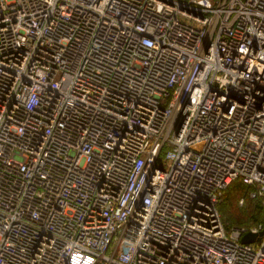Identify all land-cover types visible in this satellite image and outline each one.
<instances>
[{"label":"built area","instance_id":"1","mask_svg":"<svg viewBox=\"0 0 264 264\" xmlns=\"http://www.w3.org/2000/svg\"><path fill=\"white\" fill-rule=\"evenodd\" d=\"M237 179L264 205V0H0V264H264Z\"/></svg>","mask_w":264,"mask_h":264},{"label":"rangeland","instance_id":"2","mask_svg":"<svg viewBox=\"0 0 264 264\" xmlns=\"http://www.w3.org/2000/svg\"><path fill=\"white\" fill-rule=\"evenodd\" d=\"M248 190L229 194L230 196L220 204V213L230 229L253 225L264 214V208L252 198Z\"/></svg>","mask_w":264,"mask_h":264},{"label":"trees","instance_id":"3","mask_svg":"<svg viewBox=\"0 0 264 264\" xmlns=\"http://www.w3.org/2000/svg\"><path fill=\"white\" fill-rule=\"evenodd\" d=\"M246 189H249L248 193L250 194L251 193V188L245 184L242 180L240 179H237L235 181H233L224 191H223V194H222V201H224L228 196H230L232 193H237L238 191L239 192H243V191H246ZM235 191V192H234ZM230 194V195H229ZM253 199H256L257 202L260 203V205L264 208V205L262 204V201L260 198L258 197H252ZM222 201L219 203L218 205V208H219V211H220V204L222 203ZM222 216V215H221ZM222 219H223V216H222ZM223 222L226 226L227 229H230V227H228L227 223L224 221L223 219ZM260 222H264V214L263 216L258 219L253 225H248V226H236V227H247V228H250L252 226H255L257 225L258 223Z\"/></svg>","mask_w":264,"mask_h":264},{"label":"water","instance_id":"4","mask_svg":"<svg viewBox=\"0 0 264 264\" xmlns=\"http://www.w3.org/2000/svg\"><path fill=\"white\" fill-rule=\"evenodd\" d=\"M262 234V233H260ZM257 239V234L249 232L242 237V241L245 243L254 242Z\"/></svg>","mask_w":264,"mask_h":264}]
</instances>
